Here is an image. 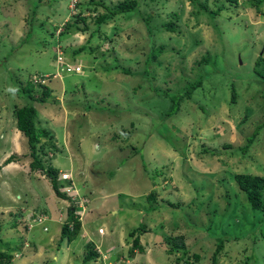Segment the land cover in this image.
<instances>
[{
    "label": "rangeland",
    "instance_id": "obj_1",
    "mask_svg": "<svg viewBox=\"0 0 264 264\" xmlns=\"http://www.w3.org/2000/svg\"><path fill=\"white\" fill-rule=\"evenodd\" d=\"M87 1L84 24L70 17L66 0H0V253L11 256L9 264H82L90 241L100 249L88 264H211L221 238L217 264H264V222L253 219L234 181L237 173L264 177V127L245 155L239 150L264 123V83L253 72L264 58V0L227 3L214 18L208 13L222 0H137L135 12L99 28L96 14L85 12L94 6ZM98 1L113 7L124 0ZM159 47L153 87L175 93L203 76L202 87L167 120L170 101L138 74L146 54ZM58 49L81 65L79 74L59 69ZM206 54L210 63L198 65ZM32 76L49 78L53 96L44 104L17 91ZM23 106H33L36 127L53 136L56 152L39 153L42 161L70 172L77 186L81 232L72 243L61 241L60 231L77 194L58 198L30 169L27 140L14 124V109ZM151 191L158 195L155 211L146 199ZM141 225L144 252L132 256L128 233ZM24 227L31 228L22 239L27 246L17 238Z\"/></svg>",
    "mask_w": 264,
    "mask_h": 264
},
{
    "label": "trees",
    "instance_id": "obj_2",
    "mask_svg": "<svg viewBox=\"0 0 264 264\" xmlns=\"http://www.w3.org/2000/svg\"><path fill=\"white\" fill-rule=\"evenodd\" d=\"M43 0H37V5H39ZM50 3L55 2L56 0H48ZM67 1V0H66ZM87 2L93 3L94 6L90 7L89 9H86L85 12L90 13V14H96L94 24L96 27H100L101 25L106 24L109 20L112 18H115L118 15L124 14V13H132L137 10L138 7V2L137 0H124L122 2L117 3L113 7H107L104 2L98 1L99 3H96L97 0H88ZM197 2V0H195ZM237 4V0H222L221 5L219 8H217L213 12H209L208 14L210 17L214 18L219 15L220 12L225 11L224 6L226 7L227 5L225 4ZM82 4L83 2H80L77 5L78 9V14L75 16L76 20L81 21L85 24L86 19L83 18V7ZM38 7V6H35ZM99 7H101L105 12L100 13L99 12ZM85 8H88L85 7ZM200 9L203 11H206L205 7L200 6ZM87 10H90L89 12ZM68 26V25H67ZM167 28L168 31L173 32V23H167ZM80 31H86L87 26L84 27V29H78ZM29 36V34H27ZM26 36V37H27ZM163 47H159L157 50L156 49H151L145 56V60L142 65L141 72L138 73L140 75H143V78L149 83L148 84V89L152 92H154L157 96L159 97H164L165 99H168L170 101V106L168 107L167 111L164 113V118L165 120L170 119L173 116H176V114L180 111L181 103L192 99V95L194 92L198 91L202 87L203 83V76L200 77L196 82L190 83L184 86L181 91L179 92H169V91H162L159 88L153 87L152 83L154 79H157L156 76V70L155 67L159 66L160 63L159 61L155 62V58L157 54L161 53V50ZM95 49L90 48V52H93ZM85 51V47L82 46L76 50L73 51V56H77L80 53ZM206 54L202 59L197 63L198 65L204 66L210 63V56ZM155 62V63H154ZM68 63V62H67ZM92 69H90L91 71ZM124 75H137L135 74L136 72L130 71L129 69H124L122 68L120 70ZM253 72L257 78H259L262 83H264V58L262 56H259L253 67ZM79 74V73H75ZM34 76L30 77L29 82L26 84L25 87L23 88H18L20 90H17L18 92L20 91L25 97L32 102H38L40 104H44L49 98L53 96V91L47 86V85H34L32 78ZM37 77H44V76H37ZM83 84L80 86V89H82ZM137 88H140L138 86ZM35 89H40V93L38 95L35 94ZM136 91V89H134ZM231 101L234 102L235 97H236V91L234 89V86L231 88ZM108 108H110V111L112 113H117L118 111L115 110L114 108L110 107V105H107ZM103 109V108H102ZM101 111H104L102 110ZM129 107L127 108V110ZM100 111V112H101ZM129 111V110H128ZM109 113V112H108ZM109 113V114H112ZM14 118H15V126L18 132H20L27 140V145L29 149V157L32 159L30 163V169L35 170L39 172L41 175L45 176V178L49 181L52 190L54 191L55 195L64 200H71V198H68L65 195L64 189L70 187L71 189L76 188L75 183H73L72 176L69 175L68 179H61L60 178V172L59 170L54 169L53 167L46 166L45 163L42 161L41 157L39 156V153L42 156H47L48 151L47 150H52L53 152H56V147L53 143H51L53 136L50 133L49 130L47 129H42L36 127V118H37V110L33 106H23V107H16L14 109ZM135 123H131V126L133 127ZM264 127V123L261 126H257L255 129L254 133L250 136L247 137L246 139V144L243 147H240L239 150L243 155H245L249 147L252 145L254 142L255 136L259 132L261 128ZM123 133L126 135H129L130 132L123 130ZM41 139L45 140V145L38 147V145L41 143ZM231 145H226L224 147L229 148ZM135 152L139 153V150L135 148ZM204 152L208 156H213L216 155V153L209 151V150H204ZM6 164H9L13 162L12 157L7 159ZM144 163V161H143ZM145 169V167H144ZM147 169V168H146ZM148 174V173H147ZM157 176L159 174H162L161 172H157ZM156 175V174H154ZM234 181L237 184L238 190L242 193H244L246 200L248 202V205L251 207L253 210V219L256 221L257 224H261L264 222V177L263 176H258V175H252V174H246V173H237L234 175ZM82 194V193H81ZM157 193L154 191L149 192L147 195V202L151 204L150 210L155 211L157 210ZM165 204H167L169 207L172 208H177L176 204L170 203L169 201H163ZM75 211L76 208L74 206H71L68 210V216L65 220V222L62 225L61 231H60V240H66L67 243H72L77 237L78 234L80 233L81 229V223L78 221L77 217L75 216ZM254 214L256 216H254ZM35 214H31L30 217H34ZM31 217V218H32ZM34 219V218H33ZM32 219V220H33ZM27 230V231H26ZM31 228H27L23 231L18 232V239L21 240V246L24 244V246L28 245V242L23 239L24 234L26 232H29ZM1 231V228H0ZM146 228L144 225H141L133 230H131L128 233V237L132 239L131 242V248L129 249L128 253L130 255H134V252L137 251L138 253H143L144 248L141 245L140 242V237L146 233ZM261 238L264 239V235L260 233ZM238 238H243V237H238ZM248 239H251V235H247ZM1 236H0V244H1ZM217 249L214 251L212 255V263L211 264H217V257L220 252V250L223 248L224 240L219 239L217 240ZM88 250L84 255L82 264H88L90 261L93 259L97 258L98 253L95 251L98 245H95L92 242H88L86 245ZM179 245L175 242L173 244V248L169 250V254H173L176 252L175 249H178ZM186 252L182 251V257L177 258V262H181L183 258H185ZM194 258L197 260L198 257L194 256ZM11 256L5 253H0V264H9L10 263ZM184 264H193L188 261H185L183 259ZM182 261V262H183Z\"/></svg>",
    "mask_w": 264,
    "mask_h": 264
},
{
    "label": "built area",
    "instance_id": "obj_3",
    "mask_svg": "<svg viewBox=\"0 0 264 264\" xmlns=\"http://www.w3.org/2000/svg\"><path fill=\"white\" fill-rule=\"evenodd\" d=\"M82 1L83 0H67V4H68L67 6H68V11L70 13V17L76 16L78 14L77 5ZM56 54H57L56 63H57L58 67H61V68H59L60 70H62V71L66 70L67 72H72V73H79L81 71V67L79 65H71V64L67 63L66 60L63 58V54L61 53V51L59 49L57 50ZM57 74L58 73H56V75H53L52 77L56 78ZM48 79L49 78L45 77V76L44 77L34 76L32 78V81H33L34 85H38V84L46 85L48 82ZM68 177H69V174H61L60 175L61 179H68ZM65 192L67 194L68 193L74 194V190L71 189L70 187L66 188ZM78 207L79 208L82 207L79 199H78Z\"/></svg>",
    "mask_w": 264,
    "mask_h": 264
},
{
    "label": "clouds",
    "instance_id": "obj_4",
    "mask_svg": "<svg viewBox=\"0 0 264 264\" xmlns=\"http://www.w3.org/2000/svg\"><path fill=\"white\" fill-rule=\"evenodd\" d=\"M67 5H68V4H67ZM64 58H65V57H64ZM65 60H66V59H65ZM66 62H67V61H66ZM68 63H69V62H68ZM69 64H70V63H69ZM71 65H78V64L76 63V64H71ZM79 66H81V65H79ZM48 80H49V79H48ZM46 85H47V84H46ZM61 174H69V175H71L70 172L60 173V175H61ZM71 176H72V175H71ZM68 188H69V187H68ZM65 189H66V188H65ZM65 189H64V192H65ZM74 189H75V188H73V190H74ZM65 194H67V193L65 192ZM76 194H77V197H76ZM68 195H70V196H72V197L75 196L76 199H79V200H80V198H79V192H74V194L68 193L67 196H68ZM74 207H75V206H74ZM75 208H76V211H75L76 214H75V216L77 217L78 221L81 223L80 215H81L82 213H81L80 215L77 213V211H78L79 209H81V208L78 207V204H77V206H76ZM40 217H46V216H45V215H40ZM35 219H36V218H34L33 221H34ZM37 223H38V221H35V222H34V224H37ZM28 228H30V227H28ZM45 228H46V227H45ZM80 230H81V229H80ZM80 232H81V231H80ZM66 242H67V241H66ZM96 249L99 250L100 248L97 247ZM95 251H96V250H95Z\"/></svg>",
    "mask_w": 264,
    "mask_h": 264
},
{
    "label": "crops",
    "instance_id": "obj_5",
    "mask_svg": "<svg viewBox=\"0 0 264 264\" xmlns=\"http://www.w3.org/2000/svg\"><path fill=\"white\" fill-rule=\"evenodd\" d=\"M14 124H15V123H14ZM17 132H18V131H17ZM42 207H43V205H42ZM41 210H42V212H45V209H44V208H42ZM112 252H113V251H112Z\"/></svg>",
    "mask_w": 264,
    "mask_h": 264
}]
</instances>
